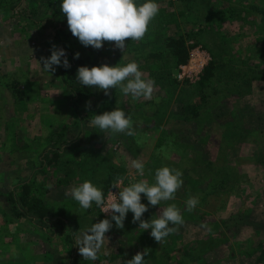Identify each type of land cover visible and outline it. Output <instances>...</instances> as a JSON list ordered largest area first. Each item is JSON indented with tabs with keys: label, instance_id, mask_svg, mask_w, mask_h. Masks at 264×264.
<instances>
[{
	"label": "rangeland",
	"instance_id": "obj_1",
	"mask_svg": "<svg viewBox=\"0 0 264 264\" xmlns=\"http://www.w3.org/2000/svg\"><path fill=\"white\" fill-rule=\"evenodd\" d=\"M157 3L159 14L142 40L127 38L124 50L108 41L101 49L90 50L64 26L66 17L60 10V0H21L18 17L13 15L11 6L0 0V264H73L74 258L83 259L75 245L80 233L102 219H109L112 228L105 233L97 260H87L89 264H128L145 248L150 249L146 264H264V257L259 260L264 250V163L256 157L257 153L264 155V57L259 60L247 55V51L257 52L264 41V26L257 30L264 0ZM170 37L182 38L179 53L183 55L185 51L184 63H179L180 58L167 45ZM53 45L66 50L69 63L77 52L79 58L96 56L99 66L136 61L143 78L155 81L153 97L133 100L116 89L114 108L120 107L135 117L134 132L143 130L145 122L141 116L152 117L151 113L162 102L165 109L159 108L157 119L162 122L158 128L139 132L143 140L136 146V136L131 143V135L119 133L111 137L117 141L114 144L107 141L103 147L92 150L85 145L86 131L92 126L88 125L80 135L72 127L63 130L61 126L70 124L74 117L70 99L60 83L63 67L49 75L38 63L41 57L51 55ZM143 49V54L155 52L158 62L144 60L138 53ZM211 65L218 72L220 84L221 76L237 71L253 76L248 93L223 95V100L217 99L219 111L203 107L199 111L201 118L190 119L182 113L181 106L192 97L195 85ZM220 84L213 82L216 87ZM195 99L201 101L198 95ZM95 107L92 100L79 108L85 122ZM232 113L235 116L227 120H236L239 129L258 130L255 136L232 139L223 130L224 120ZM208 117L213 119L207 122ZM60 134L63 141L55 150L63 153L68 138L77 139L75 147L54 167L44 166L41 174L31 177V182L38 199L65 212L64 221L71 225L73 248L53 222L51 228L33 229L13 214L11 204L2 196L12 190L17 180L29 178L30 171L40 168L43 154L53 148ZM124 146H130L132 155ZM162 149L168 153L167 158ZM135 159L144 162V177L131 167ZM170 163L182 171L186 188L188 172L195 177L192 183L199 189L209 186L216 173L223 178L226 172L233 176L220 193L196 196L190 190L185 195L182 185L174 200L148 206L141 218L145 221L157 218L168 204L175 203L181 209L184 223L174 226L176 231L168 236L170 243L165 251L162 243L151 237L150 229L139 227V221L133 222L129 217L123 228H118L111 219V211L104 212V207L95 204L85 211L70 195L74 186L90 180L102 191L109 187L104 196L106 205L111 202L112 193L118 194L133 182H154L155 170L170 167ZM118 169L122 172L115 182L106 183ZM121 179L123 182L118 183ZM191 197L198 198L199 203L189 212L186 201ZM144 200L147 201L141 194V202Z\"/></svg>",
	"mask_w": 264,
	"mask_h": 264
},
{
	"label": "clouds",
	"instance_id": "obj_2",
	"mask_svg": "<svg viewBox=\"0 0 264 264\" xmlns=\"http://www.w3.org/2000/svg\"><path fill=\"white\" fill-rule=\"evenodd\" d=\"M60 10L66 17L68 29L84 47L91 46L101 49L103 43L115 42L117 49L124 50L125 41H140L148 31L150 23L159 14L157 0H60ZM74 59L79 58V53H74ZM40 68L49 75L55 73L57 67L69 69L71 64L67 59L66 50L55 45L51 48V55L41 57L38 62ZM42 63V67H41ZM77 81L84 87L103 90L105 95L110 89H119L124 95H130L133 100L139 98L152 99L155 87L153 79H144L140 65L136 61L125 64L109 66H80L76 73ZM90 125L107 131L111 134H133V121L126 112L116 107L111 111L96 114L89 121ZM165 158L168 153L165 150ZM131 167L140 177L145 176V164L140 160H133ZM183 173L180 169L163 166L155 170L154 182L141 179L124 187L118 194L112 193V200L105 205L102 189L90 180H85L74 186L70 195L83 210H88L95 204L111 211V219L118 228H123L128 212L133 214V222L139 221V227L151 230L150 235L157 242H162L166 237L176 231L175 225H182L184 218L181 209L175 204H168L162 213L150 221L142 220V215L148 210V205L157 206L162 202L175 199L176 192L183 185ZM122 179L118 183H122ZM112 187L118 188L117 184ZM141 194L148 201V205L141 203ZM199 203L198 198L191 197L186 201V210L191 212ZM118 214V215H117ZM112 228L109 219H102L92 223L86 231L80 233L75 245L83 259L94 262L104 245L105 233ZM150 249L145 248L137 252L128 264H146L145 257Z\"/></svg>",
	"mask_w": 264,
	"mask_h": 264
},
{
	"label": "trees",
	"instance_id": "obj_3",
	"mask_svg": "<svg viewBox=\"0 0 264 264\" xmlns=\"http://www.w3.org/2000/svg\"><path fill=\"white\" fill-rule=\"evenodd\" d=\"M5 3H7L9 6H11V10L13 11V15L15 17H18V10L19 4L21 3V0H4ZM261 17L260 20H258L259 28L257 30L259 31L260 29L263 30L264 26V11L262 10L260 12ZM50 23V22H49ZM67 23V22H66ZM65 23L64 26L68 27L67 24ZM248 26L249 22H247ZM71 33V32H70ZM71 35V34H70ZM182 38H176L175 37H170V39H167L168 46L171 48L173 51V54H175V57H179V63H184L185 59L187 58V55L185 51H183V55H180V47H182ZM90 50H92V47L90 46ZM138 50V53L142 55L144 60H150L152 59L154 62H158L159 57L156 55V53H144L143 51ZM180 55V56H179ZM247 55L258 57L259 60H262L264 57V41L262 42V46L260 49L255 50L254 53H251L250 51H247ZM71 67L69 69L62 68L60 70V83L63 86L64 93L69 97L70 99V105L71 111L74 113V117L72 118L70 124H63L61 127L63 130L67 129L68 127H72L73 130H76L78 133L77 135H80L83 130H85L86 127L91 126L89 121L94 118L96 114H102L103 112L106 111H111L115 107V101H116V89H110L109 94L105 95L103 90H99L96 88H87L82 86L76 79V73L77 69L80 66H87L91 68L92 66H99V60L95 56L93 58H90V56H86L84 58H78V59H72L70 60ZM237 74H225V76H221L222 84L218 82V72L214 68L213 65H211L209 68H206L204 71V75L201 78V81L198 82L195 85V90L192 92V97L188 99V102L186 105L181 106V111L182 113L186 114V117H189L190 119L192 118H201L202 116L199 114V111L203 109V107L211 108L213 107L214 109L219 106V102L217 101L218 98L223 100V95L225 96H233V95H246L248 93V88L250 85V80L253 78V76H246L244 73H240L239 71L236 72ZM254 75V74H252ZM213 82L216 84V82L220 85L219 87H216L213 85ZM15 85V84H13ZM242 86V89L240 88ZM197 89V90H196ZM227 90V91H225ZM198 95V98L201 100L199 102L193 100L195 96ZM92 100H95L96 107L92 111L93 115L87 116V122L84 121L83 118H81V115L79 114V108L81 106H85L88 103H90ZM160 102V105L157 106L156 110H154L151 114L152 117L147 118L144 116H141L142 119L144 120V127L142 128L144 131H151L155 130L158 128V125L162 122L160 119H157L159 112V108L163 107L165 109V106L163 105L164 103ZM217 111H219V108H217ZM215 112V110H214ZM240 114V111L238 112ZM237 113V115H239ZM205 115V114H204ZM131 117L132 121H134V116L129 114ZM161 116H164L163 114ZM235 116L234 113L230 114L226 120H224V127L223 130L225 129L227 133H230V136L232 139L237 138V136L241 137L242 139H247L248 135L255 136L258 130H253L249 131L239 129L238 123L236 120H227L230 117ZM212 117H208L206 120L209 122ZM216 119V118H215ZM214 122V120L212 121ZM240 123V122H239ZM210 124V123H208ZM153 125V128H152ZM242 124L240 123V126ZM143 130H134L133 134L128 137V142H133V139L136 138L138 139L135 141V146L141 141L142 138L138 136L139 132H142ZM245 133V134H243ZM87 134V139L85 145L88 146L91 150L95 148H101L103 147L107 141H109L111 144H114L117 142L116 140H113L111 137L116 134H111L110 132L107 131H101L99 128L93 127L90 129V131H86ZM60 138L56 140L54 145L52 146L53 148L49 150L46 154H43V157L41 161L39 162V169H34L30 171L29 178L18 182H15L16 184L13 186L12 190L8 191L6 194L2 195L5 200L11 204L12 206V212L15 214L18 218H23L26 223L29 224L33 229H40V228H51L50 227V222H53L55 224V228L60 229V232H64V240L67 242L70 246L74 245L73 242V237H72V232H71V225L68 224V222H65V212L60 209V208H55L53 206H49L47 204H44L42 200L38 199L34 194H33V187H32V182L33 176L36 177L37 174H41L43 167L48 166V167H54L59 163V159L64 156L67 151L72 150L75 147L76 144V138L71 139L68 138V140H65L64 143V149L63 153L60 152V149L55 150V148H58V144L63 141V136L62 134L59 135ZM149 138V136H148ZM113 140V141H112ZM143 140V139H142ZM126 148L124 146V150L128 151L130 155H132V152L130 151V146ZM136 148V147H135ZM122 149V147H120ZM123 150V149H122ZM256 157L258 158L259 161L263 162L262 158H264V155L261 153H257ZM137 160V159H135ZM62 163V162H61ZM63 164V163H62ZM171 163L170 167L173 168ZM154 166H152L153 169ZM155 168V167H154ZM150 168V170H152ZM191 171V170H190ZM122 170H117V172L114 174V176L110 177L109 180L106 181V183H112L115 182L116 177L120 175ZM192 174V173H191ZM219 175V176H218ZM225 178L222 177L221 173H216L211 179V183L209 186H207L205 189H199L196 188V185L192 183V180H195L193 176H190L189 172L185 174L188 182V188L183 184V190L187 195L190 190L192 191V195L199 194L200 196H203L206 194V192L210 194H216L220 193L222 190H225V188L229 185V182H231V179L229 177L233 176L232 174H227L224 173ZM223 175V176H224ZM231 175V176H230ZM32 177V178H31ZM197 182V181H196ZM231 185V183H230ZM109 187H104L103 188V193L104 196L106 194V191L108 190ZM141 203H144L148 205V201H142ZM150 206V205H148ZM118 215V214H117ZM133 214L131 212H128L126 215V218H129ZM145 215V214H143ZM125 218V219H126ZM130 220V219H129ZM53 233V232H52ZM162 246L165 251V246L169 245L170 240L168 237L165 238L164 241L161 242ZM163 251V252H164ZM123 254V250H121ZM261 257L259 260L263 259L264 257V250L261 252ZM153 257V256H152ZM162 256H156L157 259H160ZM73 264H89L87 260H83L82 258H74L72 260Z\"/></svg>",
	"mask_w": 264,
	"mask_h": 264
},
{
	"label": "built area",
	"instance_id": "obj_4",
	"mask_svg": "<svg viewBox=\"0 0 264 264\" xmlns=\"http://www.w3.org/2000/svg\"><path fill=\"white\" fill-rule=\"evenodd\" d=\"M108 203H110V202L107 201V204H108ZM107 204H106V205H107ZM104 211H105V208H104Z\"/></svg>",
	"mask_w": 264,
	"mask_h": 264
}]
</instances>
